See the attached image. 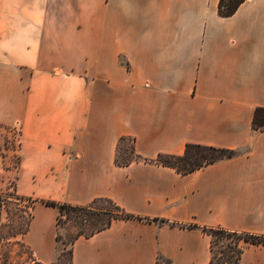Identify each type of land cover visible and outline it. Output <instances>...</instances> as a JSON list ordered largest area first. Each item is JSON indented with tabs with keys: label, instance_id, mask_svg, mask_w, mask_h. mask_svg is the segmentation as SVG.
Segmentation results:
<instances>
[{
	"label": "crops",
	"instance_id": "obj_1",
	"mask_svg": "<svg viewBox=\"0 0 264 264\" xmlns=\"http://www.w3.org/2000/svg\"><path fill=\"white\" fill-rule=\"evenodd\" d=\"M220 0H0V190L86 206L114 220L72 246V264H208L203 229L264 236V0L229 17ZM131 140L135 158L119 162ZM187 145L232 158L181 174L159 155ZM17 154L18 166L5 167ZM23 242L55 262L59 211L36 204ZM162 221V222H161ZM240 264H264L247 244Z\"/></svg>",
	"mask_w": 264,
	"mask_h": 264
},
{
	"label": "trees",
	"instance_id": "obj_2",
	"mask_svg": "<svg viewBox=\"0 0 264 264\" xmlns=\"http://www.w3.org/2000/svg\"><path fill=\"white\" fill-rule=\"evenodd\" d=\"M244 1L245 0H220L219 10H218L219 15L222 17L232 16ZM253 127L257 130H264V108L256 109L254 117H253ZM192 150H196L198 152L190 155ZM235 155H236V152L230 149H222V148L208 147V146H201V145H187L183 155L181 156L159 155L156 161L159 164L175 169L177 172L181 174H188L196 170H199L205 166L213 164L219 160L226 159V158H232ZM162 156H168L174 159L175 161H178L177 162L178 164H172L170 162H163L162 160H160ZM98 200H106V201L111 202L115 206V208L118 210V215H114L110 217L105 225H103L100 228L94 229L89 234H86L84 232H80L79 234H77L69 243V245L71 246L68 251L70 254L69 264H72V246L78 238L91 237L95 233L110 227L111 223L114 220H129V219L141 220L142 219V218L136 217L132 214L125 212L120 206H118L111 200H107V199H98ZM96 201L97 200L93 201L92 203ZM36 204L52 206L58 209L59 211V216H58V221H57L58 227L61 226L60 220L64 215L68 216V214L72 212L85 211L87 210L86 208L87 206L71 205L68 203H59V202L50 201V200L38 199V198L30 197V196H23L17 193L16 187L14 184L11 185L7 191H0V210L4 206H9V205H12L14 208L13 213L11 214L8 213L10 214L8 217V223L6 225H3L2 223H0V228H3V226H5V228L7 229L6 236H9V237L6 239L8 241L13 239L15 244L21 246L24 249H27L28 250L27 254L28 256H30V259L32 260L34 264H43L37 261V259H35L31 249L22 240L23 237L29 231V228H30L33 216H34L33 211H34ZM214 230L220 233H223L226 237L232 240L231 242L232 244L229 246V248L232 249V253L230 256L225 255L223 258V262L228 263V264H240V258H241L242 252L244 250V247L247 244L264 245V236H261V235L240 233V232L228 231L224 229H203V231L211 235V237H212V233ZM0 239H5V235L3 234V231L1 229H0ZM56 239L57 241L62 242L59 233L57 234ZM213 245H214V242L212 240V244H211L212 257L208 264H215L216 259H217V256L214 253ZM61 255L59 256L58 260H60ZM3 258L4 259H3L2 264H9V254L5 252L3 254ZM51 264H57V262H53Z\"/></svg>",
	"mask_w": 264,
	"mask_h": 264
},
{
	"label": "rangeland",
	"instance_id": "obj_3",
	"mask_svg": "<svg viewBox=\"0 0 264 264\" xmlns=\"http://www.w3.org/2000/svg\"><path fill=\"white\" fill-rule=\"evenodd\" d=\"M7 130V139L6 141L0 145V153L3 156L9 155L11 150H17L18 147V139H19V130L15 129H6ZM198 151L192 150L191 154L197 153ZM208 154V153H207ZM135 158V155L132 151V142L131 140L125 139L120 143L119 152L117 155V159L119 162H128ZM163 162H170L172 164H178V161L168 157L162 156L160 158ZM18 157L17 154H14L10 160L5 161L4 166L9 168H16L18 166ZM15 185L14 180L6 181L3 184V187L0 191H7L11 185ZM87 210L85 211H77L69 213L68 216L64 215L61 220V226L59 227V234L62 245V251L59 254L60 260H57V264H69L70 262V254L69 243L71 240L80 232H84L89 234L96 228H100L105 225L108 219L114 215H118V210L115 206L106 200H97L94 203L86 205ZM14 212V208L12 205L4 206L0 210V223L6 225L8 223V217L11 213ZM10 213V214H8ZM5 235V239H0V264L3 262V254L6 252L9 254V264H34L28 256V250L22 248L21 246L14 243L13 239L8 241L6 238V228H0ZM212 240L214 242L213 248L214 253L217 256L215 264H228L223 262V258L225 255H231L232 249L229 246L232 244V240L226 237L223 233H220L216 230L212 233ZM33 259V258H32Z\"/></svg>",
	"mask_w": 264,
	"mask_h": 264
}]
</instances>
